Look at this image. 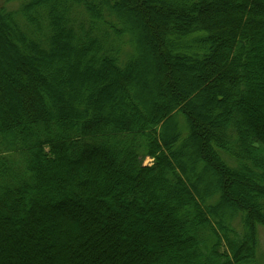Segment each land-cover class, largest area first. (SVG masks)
I'll return each mask as SVG.
<instances>
[{"label":"trees","instance_id":"16d2710c","mask_svg":"<svg viewBox=\"0 0 264 264\" xmlns=\"http://www.w3.org/2000/svg\"><path fill=\"white\" fill-rule=\"evenodd\" d=\"M17 1L16 10L4 6ZM103 1L106 5L60 0L55 15L58 0H5L0 19L14 27L18 46L26 43L42 64L45 52L61 50L73 38L78 54L89 50V59L95 55L102 69L125 85L136 55L147 81L155 79L140 17L128 12L124 0ZM131 1L158 31L162 43L157 46L167 59L164 82L156 77L164 101L158 105L141 93L135 100L141 110L142 105L156 109L147 123L137 109L136 117L126 120H104L91 111L86 120L51 121L40 108L37 88L44 86L53 100L60 88L25 66L27 80L16 97L0 64V104L16 117L22 105L28 107L24 120L31 124L24 126L22 119L14 131L0 112V264H262L264 153L257 149L264 150V0ZM187 9H195L194 14ZM175 11L182 18L172 23L176 32L171 33L162 21ZM58 20L66 36L59 34ZM126 26L134 32L124 31ZM176 59L198 65L196 80ZM20 61L13 46L0 42V63ZM67 75L69 82L77 78L73 70ZM201 84L208 100L222 105L225 123L216 129L200 119L205 97H194ZM125 88L132 98L134 91ZM197 126L202 135L194 131ZM186 146L214 164V169L202 161L186 166L195 188L181 166ZM146 157L153 160L151 166L143 165ZM123 162L132 175L120 169ZM202 170L210 183H218L208 195L210 183L197 176ZM251 173L257 176L254 183ZM221 175L222 183L217 182ZM241 179L255 192L252 200ZM161 187L170 190L159 199Z\"/></svg>","mask_w":264,"mask_h":264},{"label":"rangeland","instance_id":"374dc122","mask_svg":"<svg viewBox=\"0 0 264 264\" xmlns=\"http://www.w3.org/2000/svg\"><path fill=\"white\" fill-rule=\"evenodd\" d=\"M5 0H0V5L6 6L9 10H16L20 6V2H10V3H4ZM118 0H107V4L110 5L111 3H116ZM126 4V8L128 12H131L133 14H137L140 17L142 26H144V31L146 32V35L148 36V41L150 42L149 52L150 56L152 57V67L153 70H155V79L153 78L149 82L147 81L148 78L144 77V69L143 65L141 64V58L136 55L134 57V65L131 68V70H127L126 73H129L128 79H130V83L128 85L125 83V81H119L118 78H115L112 76V73L110 71H105L102 69L101 64L99 63V60L96 59V56H92L90 59L88 58V51H84L81 54H78L76 49L77 48V42L71 38L66 42V44L63 45V48L61 50H55V52L47 55L45 52V57L43 60L45 64H42L41 57L39 58L38 54L33 53L29 50L27 44L25 43L22 47L18 46V43L16 41V35L14 31V27L9 25L6 20L0 19V39L2 44H8L13 46L16 51L18 52L19 56L24 60L23 62L13 63L12 65H9L7 62H2L1 67L4 69V73L7 75L6 79L7 81H13V84H10L11 91L15 94L16 97L21 94L20 87L25 84V80L27 78L23 77V71L25 70V66H32L35 67V70L37 71L38 78H41L44 80L46 84L52 85L53 88H60L57 100L51 99L48 94L46 93V90L44 86L38 85V92L41 95L42 104L40 105V108L44 109L46 112H48L49 119L54 122H60L63 119L70 118L75 119L76 121H82L86 120L91 111L95 113L96 111L99 112L100 118L104 120H109L112 117H121L123 120L129 119V118H135L133 115V109H137L139 112L140 118H143L145 122H149V120L153 119V113L156 109L153 111H149L145 105H142L141 108H138L136 106L135 100L139 99L140 93L143 95V97L149 96L151 97L156 104H160L164 101L162 97V93L159 92L158 88H156V77H158V81L160 83L164 82V68L166 67L167 59H165L162 52L158 49L157 44L162 43L158 38H156V33L158 31L154 30L147 21L146 15L141 12V9L138 5L133 4L131 0H124ZM60 0H58V3ZM97 3L105 4L103 0H96ZM58 5V4H57ZM56 5V6H57ZM60 7H62V3H59V5L56 7L55 12H53L55 15L59 14ZM186 11L189 14H194L195 9H187ZM41 13H44V10H41ZM76 11L73 10L72 14ZM176 15L173 14L169 17V19L165 20L163 19V23L170 28L171 33L176 32V28L172 27V23L175 22L177 19H181L182 15L180 12L175 11ZM63 14V13H62ZM42 15V14H41ZM40 17L42 18V16ZM44 15V14H43ZM169 20V21H168ZM40 22L42 19L39 20ZM57 27L60 31L59 34L66 36L67 32L64 30V26L61 23V20L57 21ZM126 32L133 33V28H130L126 26L125 30ZM183 34H187V32H184ZM182 32H180V35H183ZM179 35V34H178ZM42 36V35H41ZM43 42V39L40 41V43ZM107 44V43H105ZM101 45V44H100ZM41 47V45H39ZM102 47V45L100 46ZM169 53H171L172 49H168ZM51 52V51H50ZM159 56L161 64V68L157 67L156 64V58L155 56ZM155 63V64H154ZM203 63V62H202ZM176 64H178L183 70L190 72V74L193 75V79L196 80L195 76L198 70V65L194 64L193 60L189 59H176ZM204 64V63H203ZM206 64L203 65L202 68H206ZM68 70L75 71L77 78L74 79L72 82L68 81ZM27 75V74H26ZM2 77V76H1ZM5 79V80H6ZM144 80L145 83H142L141 81ZM139 82H141L143 87H141V90L139 88ZM0 83L2 84L3 81L1 80ZM129 88L131 91H134V96L131 98L126 94V87ZM149 87L150 89H147L145 87ZM200 87V90L196 92V96L194 97L197 101L199 100L200 96L205 97V101L201 103L200 107V119L204 124H208V129H216L218 126H222L225 122H222V115H220L222 105L214 104L213 102L209 101V93L207 89L203 86V84L197 86ZM195 87L193 90H196ZM104 91H103V90ZM198 89V88H197ZM99 90L100 93H99ZM192 90V91H193ZM98 93V94H97ZM109 93V97L106 98L105 94ZM96 99V100H94ZM257 101H260L259 98H257ZM0 102H2L0 100ZM141 104V103H140ZM144 104V103H143ZM135 107V108H134ZM70 110L69 117L66 113L67 110ZM139 109V110H138ZM68 110V111H69ZM0 112H3L2 116H6V118H10L11 127L14 131L17 129H20V120L23 119L24 126H30L31 124L28 123L27 117H25L24 120V114L28 112V107H22L19 108V110L16 112L18 114V117L15 115H10L9 110L6 105L2 103L0 104ZM215 112L217 113L216 117L214 118ZM149 120H148V119ZM234 120V119H232ZM172 121V120H171ZM155 121H152L154 123ZM179 124L183 125V122L181 119H179ZM18 124V126L16 125ZM196 125V124H195ZM198 125V122H197ZM16 127V128H15ZM11 129V130H12ZM50 130H52V127H50ZM194 131L196 133L201 134V130L197 127H194ZM198 134V135H199ZM199 135V136H200ZM258 148V147H257ZM260 148V147H259ZM256 149V148H255ZM260 151V153H264L263 149H257ZM175 156V155H174ZM181 166L183 169V174L186 176L187 181L189 185L191 184L192 187H194L193 180L191 178L190 173L187 172V165H191L193 161L195 163H198L199 161H202L205 165L208 166V168L214 169V164L209 163L201 153H194L193 149L189 147H184L181 151ZM178 160V158H177ZM153 163V160L149 157H146L143 160L144 166H151ZM41 165H46L44 162H41ZM204 165V166H205ZM127 165L125 162L120 165V169L122 171H125L127 174L132 175V172L127 169ZM22 171V169H21ZM252 175L249 177L253 183L257 180V176L253 175L254 173H251ZM198 180L200 182H203L205 184L210 183V178L206 176L204 171L197 172ZM223 177V178H222ZM225 179L224 176H218L217 182H221ZM226 180V179H225ZM32 182V181H31ZM55 180H52L50 182V185L54 186ZM216 183V182H215ZM210 183L209 184V190L206 193L208 195L209 193H212L217 188L218 183ZM241 185L246 190L247 196L250 194L251 200L255 198V192L253 191L250 186H248L247 180L241 179ZM188 187V185L186 186ZM195 188V187H194ZM31 190H35V185L31 184ZM170 190V187L160 188L158 190L159 199H161L164 195L167 194V192ZM151 191V190H150ZM53 190H50V193H52ZM226 195V198L230 200L231 198H228V192H224ZM109 201V200H108ZM140 201H144V199L140 198ZM30 201L28 200V203ZM25 215V214H23ZM183 239V237H181ZM259 238H260V251L259 255H261V263L264 264V229L259 228Z\"/></svg>","mask_w":264,"mask_h":264}]
</instances>
